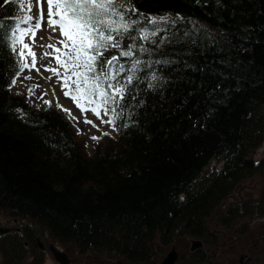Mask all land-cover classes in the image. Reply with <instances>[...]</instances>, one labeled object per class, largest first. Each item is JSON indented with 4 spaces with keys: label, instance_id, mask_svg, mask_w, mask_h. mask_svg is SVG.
<instances>
[{
    "label": "trees",
    "instance_id": "16d2710c",
    "mask_svg": "<svg viewBox=\"0 0 264 264\" xmlns=\"http://www.w3.org/2000/svg\"><path fill=\"white\" fill-rule=\"evenodd\" d=\"M132 4L172 19L137 39L151 55L137 48L120 58L128 65L139 55L150 65L142 63L137 75L145 78L128 86L115 136L93 143L92 153L58 107L32 108L11 91L19 60L0 40V212L31 222L22 236L0 234L1 264H23L27 250L29 263L41 264L33 224L75 264H158L186 238L213 246L214 216L236 234L253 210L264 214V190L260 198L231 195L264 172L263 161L252 158L264 142V0ZM25 7L0 0V37ZM152 72L158 81L148 79ZM214 159L222 168L204 176ZM261 241H248L254 254L247 264L258 261ZM201 247L190 245V262L206 260Z\"/></svg>",
    "mask_w": 264,
    "mask_h": 264
},
{
    "label": "snow or ice",
    "instance_id": "6c2138e0",
    "mask_svg": "<svg viewBox=\"0 0 264 264\" xmlns=\"http://www.w3.org/2000/svg\"><path fill=\"white\" fill-rule=\"evenodd\" d=\"M43 2L44 0H36V5L40 6L38 15L25 14L0 37V40L10 42L9 47L19 60L18 70L12 74L10 87L15 86L16 77L21 72L33 69L39 72L33 45L37 32L46 22L48 29L53 32L58 30L62 39L57 40L55 44L41 45L45 49H51L43 52L42 56L51 57L57 65L55 68L45 66L44 71L51 72L52 76L61 81L64 96L75 103L81 114L91 112L100 119L103 113L109 119L101 120V123L115 125L123 115L121 104L128 94V86L137 79L145 78L137 75L141 71L142 63L150 65L148 61L142 62L139 55L131 59L128 65L121 62L120 58H132L137 48L140 53L151 55L148 48L137 44V39L146 41L150 36H155L158 31H162L160 25L172 18L138 13L132 0H46L45 21ZM19 6L24 9V0H19ZM32 8L33 4L29 0L27 12L30 13ZM141 22L151 27L143 26ZM137 25L140 26L136 27ZM114 49L119 50L118 54L107 55ZM164 63L171 61L165 60ZM52 76L45 79L51 80ZM24 79L33 78L25 76ZM148 79L158 81L160 77L152 72ZM149 86L154 85L150 83ZM37 87L40 85L28 87L29 97L35 94ZM47 94V91H43L37 99L51 104V101L44 99ZM132 98L135 99V96ZM57 107L62 108L59 104ZM63 110L72 115L70 110ZM83 122L92 124L87 118ZM77 134H80L79 129ZM91 139L96 141L99 137L92 136Z\"/></svg>",
    "mask_w": 264,
    "mask_h": 264
},
{
    "label": "rangeland",
    "instance_id": "374dc122",
    "mask_svg": "<svg viewBox=\"0 0 264 264\" xmlns=\"http://www.w3.org/2000/svg\"><path fill=\"white\" fill-rule=\"evenodd\" d=\"M26 5V14H30L32 16H36L39 14V7L36 5V0H31L33 4L32 11L29 13L27 12V4L29 0H24ZM43 9L45 13V21L47 15V4L46 0H44ZM51 37V39H49ZM62 39L60 37L59 31L53 32L51 29H48L47 24L42 26L41 30H39L35 37V44L33 45V50L37 55V63L36 68L39 69V72L35 69L29 71L25 70L19 74L16 78L17 83L15 86H11V91L19 97H22L26 100V102L32 107L37 108L39 110H44L49 105H61L58 107L61 111H63L66 116L71 120L72 126L75 128V132L77 134L78 129L80 130V134H77L78 137L86 143V150L89 153H92L94 148L93 143L101 140L107 135L115 136V131L113 129V125H109L107 123H101V120H108L109 117L103 115L101 113L100 119H97L95 115L91 112H86L81 114L80 109L76 107L75 103L69 98L65 97L63 91L61 90V81L56 77L52 76L51 72L44 71L45 66L49 67H57L55 61L51 58H44L42 56L43 52L51 51V49H45L41 47V45H47L49 43L55 44L57 40ZM28 42V41H26ZM62 71V70H61ZM25 76H31L32 80H25ZM52 76L51 80L45 79L46 77ZM39 84L40 87L35 88V94L31 97L28 96V87L31 85ZM51 91V95L48 97L47 95L44 99L51 101V104H45L42 100L37 99V96L43 91ZM63 109H68L71 111L72 115H68ZM73 117H78V119H74ZM87 118L88 120L92 121V124H85L83 121ZM95 125L96 127H93ZM107 133V135H105ZM92 136L99 137L98 140L94 141L91 139ZM253 161L259 162L263 161L264 165V142L258 148L257 152L253 155ZM223 162L219 160H212L210 164L204 168L203 175L208 176L212 172L218 171L222 168ZM264 171V170H263ZM264 190V172L260 174H255L244 182L240 184L234 190L233 194L239 197H252V198H260L261 191ZM264 205V204H261ZM224 207L226 208V202L224 203ZM257 210H253L249 217L246 218L245 222L242 225L247 224L246 230L244 232H236V234L232 233L226 226L220 225V220L217 221L218 215L214 216L210 219L208 226L211 233L215 236V243L213 246H202L201 248L204 250L206 255V260L200 262H190L189 260V252H190V245L192 244L193 240L191 238H186L181 241L183 245L175 246V249L178 253V258L174 264H247L248 262H252L253 259H250V256H253L254 252L249 251L246 249L248 245V241L252 239H259L262 240L259 243V247L256 249L259 253L255 254L258 255V261L254 264H264V214L258 215L256 212ZM31 224V222L26 218H14L7 216L5 214H1L0 212V226L9 228V230L18 232L21 236V233H26L23 228L25 224ZM30 230H34V237H39L41 244L44 246L42 249V261L41 264H59L53 258L48 250V245L50 243L56 245L58 248L64 250L58 243L52 242L49 234L46 231H43L40 227L33 224L29 225ZM242 229L239 228L238 231ZM249 229V231H248ZM213 239V240H214ZM211 242V241H210ZM225 242V244H223ZM257 243V241H256ZM28 248H31L28 247ZM263 249V250H262ZM170 250V249H169ZM169 252V251H168ZM166 254L163 253L162 257ZM72 258V256H71ZM32 257L30 256V250H27L26 259L23 264H30ZM2 261V255L0 252V264ZM117 261V258H113L110 261L102 262V264H112ZM37 264V263H36Z\"/></svg>",
    "mask_w": 264,
    "mask_h": 264
},
{
    "label": "water",
    "instance_id": "95a60500",
    "mask_svg": "<svg viewBox=\"0 0 264 264\" xmlns=\"http://www.w3.org/2000/svg\"><path fill=\"white\" fill-rule=\"evenodd\" d=\"M8 231L9 228L0 226V234L7 233ZM37 242L40 248H44L39 238H37ZM200 246H201V242L198 240H194L191 244V250H195ZM48 250L50 254L53 256L54 260L59 264H71L73 262L72 258H70L64 250L58 248L56 245L52 243L48 245ZM177 258H178V253L175 247L173 246L158 264H174Z\"/></svg>",
    "mask_w": 264,
    "mask_h": 264
},
{
    "label": "flooded vegetation",
    "instance_id": "af4514ba",
    "mask_svg": "<svg viewBox=\"0 0 264 264\" xmlns=\"http://www.w3.org/2000/svg\"><path fill=\"white\" fill-rule=\"evenodd\" d=\"M37 240V239H36ZM40 247V246H39ZM201 247V246H200ZM71 264H75V262L73 261ZM112 264H118L117 262H114Z\"/></svg>",
    "mask_w": 264,
    "mask_h": 264
},
{
    "label": "bare ground",
    "instance_id": "6f19581e",
    "mask_svg": "<svg viewBox=\"0 0 264 264\" xmlns=\"http://www.w3.org/2000/svg\"><path fill=\"white\" fill-rule=\"evenodd\" d=\"M50 95H51V91L48 90V94H47V96L49 97Z\"/></svg>",
    "mask_w": 264,
    "mask_h": 264
}]
</instances>
